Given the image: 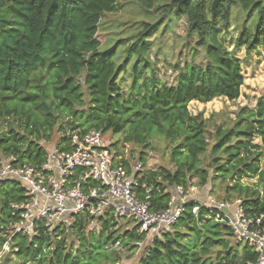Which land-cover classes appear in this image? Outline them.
<instances>
[{
	"label": "trees",
	"instance_id": "16d2710c",
	"mask_svg": "<svg viewBox=\"0 0 264 264\" xmlns=\"http://www.w3.org/2000/svg\"><path fill=\"white\" fill-rule=\"evenodd\" d=\"M123 1L0 0V164L9 156L39 164L47 148L60 149L69 131H111L120 133L122 146L111 145L123 165L131 159L120 149L125 144L140 147L137 159L144 161L146 150L167 142L172 167L147 170L141 178L153 185V209L166 207L167 188L196 178L199 185L226 184L221 188L241 199L245 213L264 214V196L241 182L264 181V93L254 107L240 106L233 118L218 122L187 108L191 100L238 97L244 76L233 50L264 45V0H137L148 18L102 48L100 20ZM182 17L191 55L200 59L175 62L168 84L150 58V38L165 21ZM231 25L237 34L228 49L224 36ZM23 197L17 182H1L0 251L14 217L10 203ZM119 218L99 216L98 229L89 228L94 218L86 213L70 227L41 224L31 235H14L1 264H115V243L131 251L145 236L136 225L121 232ZM148 238L135 264H251L257 257L246 244L240 249L221 211L195 202L169 230Z\"/></svg>",
	"mask_w": 264,
	"mask_h": 264
},
{
	"label": "built area",
	"instance_id": "2783aa9c",
	"mask_svg": "<svg viewBox=\"0 0 264 264\" xmlns=\"http://www.w3.org/2000/svg\"><path fill=\"white\" fill-rule=\"evenodd\" d=\"M66 136L60 149L47 148L39 164L14 162L13 156L0 164V184L17 182L24 196L10 203L14 217L5 226L2 248L14 235H31L41 224L49 230L70 227L84 213L94 220L105 213L132 218L139 234L153 236L169 230L186 204L195 202L221 211L234 239L256 253L251 264H264V214L245 213L241 199L218 201L208 196L204 203L197 195L201 187L178 184L167 188L166 207L153 209L149 200L153 185L141 179L145 171L141 161L123 165L100 130H74ZM123 156L128 157L125 150ZM196 211L197 206L192 209Z\"/></svg>",
	"mask_w": 264,
	"mask_h": 264
},
{
	"label": "rangeland",
	"instance_id": "374dc122",
	"mask_svg": "<svg viewBox=\"0 0 264 264\" xmlns=\"http://www.w3.org/2000/svg\"><path fill=\"white\" fill-rule=\"evenodd\" d=\"M144 12L139 9V3L137 0H124L122 6L116 11L111 13H105L99 23L97 38L100 41L102 48L111 47L115 44L118 38L129 36L141 25V19H145ZM152 20L155 18H151ZM166 25L163 27V24ZM158 28V31L150 39L153 42L150 52V58L153 59L155 67L158 70V76L166 81L168 84L174 82L176 76V69L172 66L175 62L183 64L184 61L199 62L200 55L193 57L191 55L192 42L187 44V37L185 33L186 24L184 18H174L171 22H164ZM237 34V29L234 25L230 26V30L225 34L224 40L228 49L233 48V40ZM117 51H120L116 49ZM234 54L241 59V72L244 76L243 83L240 87L239 95L235 100H228L226 97H215L206 102H200L197 100H191L188 103V110L192 114L201 112L204 117H214V121H222L227 116L234 117V112L238 107L247 105L254 107L258 101V98L264 93V45L259 46L256 50L247 52L243 47L233 50ZM121 56V55H120ZM193 57V58H192ZM122 57H120V60ZM129 72V69L126 72ZM130 80L125 77L124 84L127 86ZM103 137L111 144L118 141V148L122 146L120 140V133H112L106 131L103 133ZM259 139L256 137L255 142ZM161 145V146H159ZM167 142L157 144L154 150H146L144 155V161H141L144 167L142 176L146 174L147 170H157L159 167L171 168L169 162V148ZM127 152L131 163L135 162L140 147H137L131 143L125 144L124 148H120ZM264 153V150H263ZM260 167L264 168V159L260 161ZM211 172V171H210ZM212 174V173H211ZM257 177H243L241 182L248 184L252 188H256L259 191L260 196H264V181L260 184H256ZM189 183H192L197 188H200V193L197 194L201 198L202 202H208V196L215 200L223 199H235V196H228L219 182L208 181L204 185H199L196 178H192ZM229 185L231 183L229 182ZM199 186V187H198ZM118 227L122 232L125 229H131L135 227L136 221L132 218H119ZM89 228H97V220H93ZM149 236V235H148ZM147 235L144 236L142 241L139 242L137 248L129 251L125 249L121 244H114V249L119 252V260L115 264H135L139 255L143 251L144 246L149 242ZM244 243H240V249L243 248ZM10 245L2 248L0 251V264L4 258L9 255ZM13 257V256H11Z\"/></svg>",
	"mask_w": 264,
	"mask_h": 264
}]
</instances>
